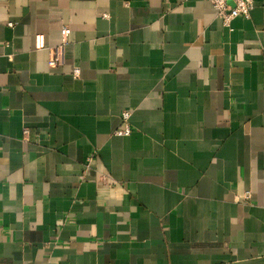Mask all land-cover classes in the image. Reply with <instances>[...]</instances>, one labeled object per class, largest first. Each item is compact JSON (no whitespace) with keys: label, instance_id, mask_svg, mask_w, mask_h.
Here are the masks:
<instances>
[{"label":"crops","instance_id":"crops-1","mask_svg":"<svg viewBox=\"0 0 264 264\" xmlns=\"http://www.w3.org/2000/svg\"><path fill=\"white\" fill-rule=\"evenodd\" d=\"M0 264H264V0H0Z\"/></svg>","mask_w":264,"mask_h":264},{"label":"built area","instance_id":"built-area-1","mask_svg":"<svg viewBox=\"0 0 264 264\" xmlns=\"http://www.w3.org/2000/svg\"><path fill=\"white\" fill-rule=\"evenodd\" d=\"M209 2L217 11L218 17L223 21L225 27L228 28H230L232 21L238 17H242L244 19L249 20L251 18V13L254 10V0H209ZM69 35L70 29L65 27L62 30V44L51 49L49 60V65L51 68H57L63 65L65 46L67 45ZM36 41L37 47L39 49L44 47V39L42 36H38ZM79 74V69H75L74 77H78ZM121 118L123 122V127L122 129L116 132V135L120 137H128L132 133L130 124L131 112H123ZM24 135L28 136L29 131L25 130ZM94 156L95 154L92 155L88 159V161H92ZM246 197L247 199H250L249 194H247Z\"/></svg>","mask_w":264,"mask_h":264}]
</instances>
